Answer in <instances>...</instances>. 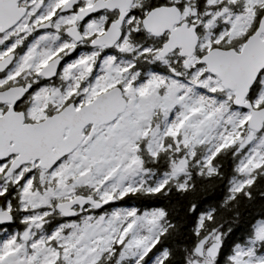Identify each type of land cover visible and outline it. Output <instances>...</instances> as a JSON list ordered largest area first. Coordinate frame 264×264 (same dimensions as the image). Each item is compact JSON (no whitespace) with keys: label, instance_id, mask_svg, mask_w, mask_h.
Listing matches in <instances>:
<instances>
[{"label":"rangeland","instance_id":"374dc122","mask_svg":"<svg viewBox=\"0 0 264 264\" xmlns=\"http://www.w3.org/2000/svg\"><path fill=\"white\" fill-rule=\"evenodd\" d=\"M91 0H85L89 2ZM237 0H208L216 10L209 11L207 17L196 11L184 8L183 21L196 24L202 31L199 36L197 51L207 52L212 44L223 38L235 39L239 51L245 41L244 37L253 29L264 0H243V13H231L227 8L236 4ZM223 2H226L224 5ZM53 16L52 7L40 18ZM135 19V18H134ZM134 19L126 20L127 27ZM220 20L223 24L217 36L208 30ZM61 24L71 22L70 18H60ZM195 22V23H194ZM226 27H225V26ZM92 31H100V23H90ZM52 40V35H45ZM44 40V39H42ZM123 41H125L123 39ZM240 44V45H239ZM50 45H42L38 49L36 66L54 52ZM63 48L56 47V52ZM126 46H121L117 52H124ZM234 49V48H233ZM93 56L80 55L78 61L69 63L64 68L62 92H56V97L49 95L48 99L54 110L59 111L64 103L74 96L75 108L90 103L96 96L108 89L121 84L123 95L127 100L126 111L115 122L95 129L96 141L90 145H81L69 155V158L59 163L49 176L51 181L56 177V191L47 190L42 195L22 191L25 203L35 208H48L51 198L62 196L67 198L73 194L76 187L85 185L100 189L102 202L117 201V195L123 191L138 187L141 184L139 176L140 162L136 156L135 143L138 139L150 135L151 150L161 146L163 136L181 134L185 143L191 146L208 144V157L213 156L223 146H238L244 151L240 161V170L246 175L242 183L247 182V176L257 166L264 163V133L254 135L246 129L248 113L232 108L231 93L224 91L217 78L206 74L204 67L197 64L196 57L190 60V65H198L190 74L187 82H178L173 78L165 80L162 76L149 73V79L132 86L135 74L128 71L132 62L125 59H113L108 55L98 61V66L91 61ZM72 70V71H71ZM152 79V80H150ZM166 85L164 94L159 95L158 88ZM37 101L46 98V94L36 95ZM264 100V78L255 105ZM41 105V106H40ZM37 110L42 116V104ZM155 112H160L165 120L162 126L163 136H158L159 130L150 131V118ZM143 119V122H138ZM228 126V127H227ZM112 134L117 143L126 141L122 149L108 147L104 144ZM116 143V144H117ZM0 167V174H1ZM184 169L180 161L174 167L171 175H177ZM108 179L107 182H105ZM6 209L10 208L7 206ZM82 210V209H81ZM41 215L30 219V226L39 224ZM161 214L155 211L136 212L131 208L110 207L100 215H82L79 221L66 226V232L57 228L47 236L33 237L30 228L20 234H10L0 239V264H93L104 252H119L120 259L130 260V264H141L143 258L151 250L159 230H161ZM38 222V223H37ZM258 239H264V224H259ZM64 229V228H63ZM86 242L78 245L80 240ZM217 239L211 238L200 244L197 255L200 257L194 264H209L208 258L217 250ZM159 255L147 264H158ZM234 264H264V252L256 253L254 247L236 249Z\"/></svg>","mask_w":264,"mask_h":264},{"label":"trees","instance_id":"16d2710c","mask_svg":"<svg viewBox=\"0 0 264 264\" xmlns=\"http://www.w3.org/2000/svg\"><path fill=\"white\" fill-rule=\"evenodd\" d=\"M163 5H175L181 12L186 7L202 14L203 18L207 17L209 11L216 10L208 0H135L132 9L135 19L124 29L123 39L131 40L137 51L144 46L151 47V51L144 54H138L137 51L114 53L115 60L125 59L132 62L128 71L135 74L132 86L149 79V70L152 67L163 72L167 79L176 73H180L184 80L190 79L178 58L160 62L155 51L164 41V37L154 38L140 26V20L147 11ZM261 7L257 23L264 13V1ZM227 8L231 13H243L244 1L237 0L235 6L229 5ZM257 23L244 39L254 32ZM222 25L220 20H217L208 31L217 36ZM197 32L201 36L202 31L198 26ZM212 46L222 49L238 48L235 39L228 40L226 37ZM202 54L204 51H197V56ZM116 86L121 88V84ZM260 90L261 86L256 84L250 100L254 99ZM261 103L260 107L264 106V100ZM164 123L163 115L155 112L150 118L149 129L159 130L158 136L162 137L161 129ZM261 133H264V128L260 133L253 134L258 136ZM150 142L149 135L135 143V154L140 162L138 171L141 184L123 191L120 195L115 193L117 201L111 205L131 208L139 213L155 211L161 214V230L158 231L151 250L141 264H147L158 255V264H194L200 257L197 255L200 244L214 237L218 245L213 256L208 258L209 264H234L235 251L242 247L251 246L256 253L264 252V239L260 240L256 236L257 223L264 224V163L254 168L247 176V182L242 183L246 177L240 170L244 151L238 150L237 145L223 146L207 158L208 144L191 146L183 141L181 134L163 136L161 146L155 153H152ZM180 161L184 163V169L176 176L171 175ZM75 190L77 195L90 197L95 201H101L103 198L100 189L87 184L79 185ZM0 205L4 209L8 206L13 215V223L7 226L10 234H20L30 228L35 238L40 235L47 236L64 219L52 202L47 208L48 215L40 219L39 224L30 226V219L37 217L40 210L31 203L26 205L22 190L10 183L5 186L0 184ZM106 211L94 213L98 215ZM118 253L104 252L93 264L131 263L130 260L120 259Z\"/></svg>","mask_w":264,"mask_h":264},{"label":"water","instance_id":"95a60500","mask_svg":"<svg viewBox=\"0 0 264 264\" xmlns=\"http://www.w3.org/2000/svg\"><path fill=\"white\" fill-rule=\"evenodd\" d=\"M21 0H0V32L14 27L25 16L26 10L17 6ZM78 0H68L60 9V13L69 12ZM134 0H96L90 7L77 12L79 21L99 11H117L118 17L111 22L105 32L94 38L91 47L112 49L122 39V26L131 12ZM142 30L154 38L167 35L165 42L157 52L160 59L178 51L184 60V68H190L198 43L199 35L194 24L188 25L182 20L181 10L175 5H163L147 11L140 22ZM68 38L79 42L82 36L76 27L65 30ZM10 58L0 61V71L6 69ZM204 67L206 74L217 78L224 91L232 94L233 108L247 112L246 128L253 133H260L264 128V107L255 108L248 99L250 90L264 71V13L258 20L256 28L250 34L239 51L233 48L213 47L205 52L197 61ZM60 59L48 63L39 73L46 80L53 78ZM23 88H11L0 93V102L14 104L27 91ZM128 103L123 91L116 86L96 96L90 103L76 109L72 103L63 107L51 118L39 124L23 125L22 114L14 113L12 107L0 117V162L11 155H16L4 174L10 177L14 171L29 161L38 162V167L50 171L61 159L73 153L83 143L87 145L95 135L96 127L106 126L116 121L127 109ZM138 122H143L139 119ZM91 127L85 137L83 130ZM12 143V145H10ZM105 145L122 149L126 142L115 144L112 136L105 140ZM108 179L105 181L107 182ZM113 201L99 202L90 197L75 196L69 201L55 205L60 216L67 220L76 217V210L86 206L98 210ZM13 223V215L0 206V228ZM86 242L80 240L78 245Z\"/></svg>","mask_w":264,"mask_h":264},{"label":"flooded vegetation","instance_id":"af4514ba","mask_svg":"<svg viewBox=\"0 0 264 264\" xmlns=\"http://www.w3.org/2000/svg\"><path fill=\"white\" fill-rule=\"evenodd\" d=\"M67 1L68 0H21L17 3V6L20 8H24L26 10L25 16L14 27L8 29L5 32H0V61L6 58H10V63L6 67V69L0 71V93L5 92L11 88L27 89V87H29L28 91L23 96H21V98L18 101H16L14 104L10 102H3V103L0 102V117H2L10 109V107H12L14 113L22 114L23 125L39 124L43 120L51 118L60 111V110L59 111L54 110V108L50 104L48 97L51 94L52 96L56 97V92L63 91L66 84L63 77L64 76L63 71L64 68L69 63L78 61V57L80 55L83 56L90 55L93 56V58H91V61H94V64L98 66V61H100L102 58L108 55H111L114 59V53L121 46H126L127 47L126 50L128 51H137L136 45L132 43L131 40L123 41V32L124 29L126 28V25H124V23L126 22V20L128 19L132 20L135 17L133 15V10H132L135 4V0L131 7L130 15L123 23L122 39L112 49H107L106 47H91L90 43L94 38L102 35L105 32L108 25L116 20V18L118 17V12L103 10L79 21L76 17L77 12L90 7L96 0H91L89 2H85V0H78V2L72 7V9L69 12L60 13L59 12L60 9ZM51 7L53 9V16L49 18H47L46 16L40 18V14L45 13ZM60 18H70L71 22L61 24L60 22H58ZM90 23H100L101 30L100 31L90 30V28L88 27ZM187 23L188 25L193 24L191 22H187ZM69 27L77 28V31L82 36L81 41L75 42L66 36L65 30ZM45 35H52L51 38L52 40H49V37L44 38ZM162 37H164V41L161 43V45L165 42L167 35L165 34ZM46 44L50 45L51 47L50 49L51 50L54 49V52L43 62V64L36 66L38 49L40 50L42 45H46ZM60 44L63 45V48L59 49L56 52V47L60 48ZM161 45L155 51L156 56L158 50L161 48ZM150 51H151V47L144 46L141 49H139L137 53L144 54ZM174 57L180 60L182 67L184 68L185 59L179 57L178 51L173 52L172 54L166 56L163 59L160 58L158 59L160 60V62H167L169 58H174ZM193 57H196L197 61L201 57V56L200 57L197 56V49ZM56 58L60 59V64L58 66L56 75L49 80H46L43 77H41L39 75L40 71L48 63L55 60ZM117 60L118 59H116V61ZM198 65L195 64L190 65V68L189 69L184 68V71L188 75H190L193 72V70L197 68ZM149 71L150 73L158 74L162 76L165 80H167L166 75L163 72L156 69V67L154 68L152 67ZM183 75H185V73H183ZM173 77L178 82H187V80H184V78L181 77L180 73L170 75L169 78H173ZM263 78H264V71L260 74L255 85L257 84L261 86V81ZM114 87L116 86H113L112 88ZM254 87H252L250 91L248 97L249 100H250L251 92ZM165 91H166V85L158 88L159 95L164 94ZM42 93H45L47 96L45 99L39 102L36 100L38 99L36 95ZM256 97L250 101L252 102L255 108H260L262 104L261 102L258 105H255ZM75 102L76 101L73 96L64 103L63 107H65L70 103L74 105ZM39 104H42L41 108L43 109L41 112L42 113L41 117H38L39 112L37 110H32V108H35L36 106L40 107L41 105L39 106ZM101 127L103 126L96 127V129H99ZM90 128L91 127L89 126L83 130V134L85 135V137L88 135ZM109 136L113 137L114 143L116 144L117 142L115 137L112 134H109ZM95 141H96V135H94L92 141L87 145H90ZM124 142L126 141L124 140ZM104 144H105V140H104ZM10 145H12V143H10ZM81 145L84 144L81 143L78 146V148H80ZM158 149L159 148H157L154 151L152 150V153H155ZM15 157L16 155H11L6 160L0 162V167H2L0 174V184H3L5 186L8 183H10L20 188L22 191L26 189L28 190L29 193H37L42 195L43 193H46L47 190L49 189L56 191V177H54L53 180L51 181V179H49V176L55 171V169L58 167L60 162L63 163L69 158V155L61 159L50 171H45L40 169L38 167L37 161L35 162L29 161L28 163L20 166L16 171H14L10 177L4 178V174L6 170L8 169V167L10 166L11 162L14 160ZM34 190L36 191L34 192ZM75 196H78L76 192H74L71 195H68L67 198H64L60 195L54 196V198H51L50 203L53 202L54 205H56L59 202L69 201ZM115 203L116 202L114 201L112 204H108L104 208L98 210H95L90 206H86L82 210L75 208L76 210L75 219L73 220L63 219V221L60 222L56 226V228L58 230L61 229L63 230V232H66L67 229L66 226L76 221H79L82 215H87V214L95 215L94 211L104 212L109 208V206ZM37 209L40 210V213L37 214V216L41 215L40 219H43L48 215L49 210L47 208H37ZM7 210L10 212L9 209ZM99 214L100 213H98V215ZM9 235H10L9 228H7V226L0 228V239L7 237Z\"/></svg>","mask_w":264,"mask_h":264},{"label":"clouds","instance_id":"9594fccd","mask_svg":"<svg viewBox=\"0 0 264 264\" xmlns=\"http://www.w3.org/2000/svg\"><path fill=\"white\" fill-rule=\"evenodd\" d=\"M259 224H260V223H257V226H259ZM260 226H261V224H260ZM258 229H259V228L257 227V230H258Z\"/></svg>","mask_w":264,"mask_h":264}]
</instances>
